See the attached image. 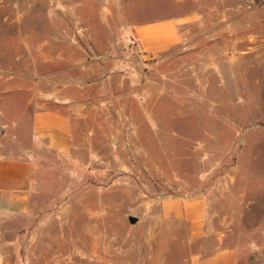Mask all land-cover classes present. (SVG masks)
<instances>
[{
  "label": "rangeland",
  "instance_id": "374dc122",
  "mask_svg": "<svg viewBox=\"0 0 264 264\" xmlns=\"http://www.w3.org/2000/svg\"><path fill=\"white\" fill-rule=\"evenodd\" d=\"M188 15L191 45L133 54L132 24ZM86 79L118 117L92 109L70 157L37 150L31 214L0 217V264H193L219 238L235 264H264V0H0V158L33 149L36 111ZM195 195L198 241L161 210Z\"/></svg>",
  "mask_w": 264,
  "mask_h": 264
},
{
  "label": "crops",
  "instance_id": "0c3cea01",
  "mask_svg": "<svg viewBox=\"0 0 264 264\" xmlns=\"http://www.w3.org/2000/svg\"><path fill=\"white\" fill-rule=\"evenodd\" d=\"M177 6H184L188 0H173ZM200 18V15L198 16ZM197 17L191 20L188 16L169 17L150 22L132 24L131 35L140 42V45L153 56L160 59L172 50L192 44V39L183 31L202 23ZM114 45V43H112ZM109 58V56H108ZM148 56L144 57L147 60ZM121 58L118 53L112 57V69L106 71L104 86L108 92V83L114 76H118L121 69ZM100 81V79H99ZM87 79L82 83V96L79 100L54 99L47 106L36 111L33 124V149L20 155L0 158V217L12 218L30 215L34 193L35 161L38 160L37 150L49 151L64 157L73 155L77 126L81 119L90 115L100 116V110H112L113 100L106 98L103 103L95 102L85 93L93 90L94 85L100 82ZM96 83V84H95ZM54 98H59L58 96ZM101 117L103 115L101 114ZM162 215L167 219H175L185 223L189 228L190 236L195 240H204L207 235L208 202L201 195L192 197H166L162 200ZM214 253L207 257H195L193 264H235L237 250L224 244L219 238Z\"/></svg>",
  "mask_w": 264,
  "mask_h": 264
},
{
  "label": "built area",
  "instance_id": "2783aa9c",
  "mask_svg": "<svg viewBox=\"0 0 264 264\" xmlns=\"http://www.w3.org/2000/svg\"><path fill=\"white\" fill-rule=\"evenodd\" d=\"M129 46L134 55L138 56L140 59L144 60V57L148 56V59H153V56L148 55V52L140 45V42L132 38L129 40Z\"/></svg>",
  "mask_w": 264,
  "mask_h": 264
},
{
  "label": "water",
  "instance_id": "95a60500",
  "mask_svg": "<svg viewBox=\"0 0 264 264\" xmlns=\"http://www.w3.org/2000/svg\"><path fill=\"white\" fill-rule=\"evenodd\" d=\"M131 222H132L133 224L136 223V219L132 218V219H131Z\"/></svg>",
  "mask_w": 264,
  "mask_h": 264
},
{
  "label": "bare ground",
  "instance_id": "6f19581e",
  "mask_svg": "<svg viewBox=\"0 0 264 264\" xmlns=\"http://www.w3.org/2000/svg\"><path fill=\"white\" fill-rule=\"evenodd\" d=\"M100 253V252H99Z\"/></svg>",
  "mask_w": 264,
  "mask_h": 264
}]
</instances>
